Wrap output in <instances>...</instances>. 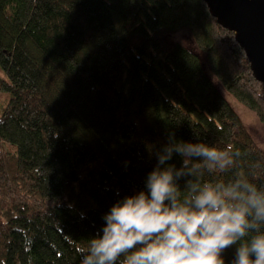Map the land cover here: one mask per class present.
<instances>
[{
    "label": "trees",
    "instance_id": "obj_1",
    "mask_svg": "<svg viewBox=\"0 0 264 264\" xmlns=\"http://www.w3.org/2000/svg\"><path fill=\"white\" fill-rule=\"evenodd\" d=\"M0 68V264H80L170 133L240 149L219 178L256 165L264 180V149L207 70L263 126L264 83L204 0H0Z\"/></svg>",
    "mask_w": 264,
    "mask_h": 264
},
{
    "label": "clouds",
    "instance_id": "obj_2",
    "mask_svg": "<svg viewBox=\"0 0 264 264\" xmlns=\"http://www.w3.org/2000/svg\"><path fill=\"white\" fill-rule=\"evenodd\" d=\"M155 156L145 189L113 204L102 234L77 249L80 264H226L229 248L230 264H264V180L256 165L219 178L240 149L170 133Z\"/></svg>",
    "mask_w": 264,
    "mask_h": 264
},
{
    "label": "water",
    "instance_id": "obj_3",
    "mask_svg": "<svg viewBox=\"0 0 264 264\" xmlns=\"http://www.w3.org/2000/svg\"><path fill=\"white\" fill-rule=\"evenodd\" d=\"M218 23L233 32L254 77L264 83V0H204Z\"/></svg>",
    "mask_w": 264,
    "mask_h": 264
},
{
    "label": "rangeland",
    "instance_id": "obj_4",
    "mask_svg": "<svg viewBox=\"0 0 264 264\" xmlns=\"http://www.w3.org/2000/svg\"><path fill=\"white\" fill-rule=\"evenodd\" d=\"M175 39L184 44L187 47H192L194 49V45L190 42L191 40L188 38L187 33H180L175 36ZM208 75L214 80L215 84L221 89V91L225 94L229 102L232 104L234 109L238 112L246 126L249 128L255 140L258 144L264 149V126L258 119L257 115L248 109L246 106L241 104L235 97H233L229 92H227L221 83L215 78L211 70H207ZM2 78H5L1 68H0V81ZM6 97L2 94L0 95V115L7 105Z\"/></svg>",
    "mask_w": 264,
    "mask_h": 264
}]
</instances>
